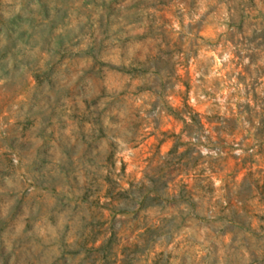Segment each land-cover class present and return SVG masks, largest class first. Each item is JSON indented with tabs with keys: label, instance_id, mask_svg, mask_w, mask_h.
<instances>
[{
	"label": "rangeland",
	"instance_id": "1",
	"mask_svg": "<svg viewBox=\"0 0 264 264\" xmlns=\"http://www.w3.org/2000/svg\"><path fill=\"white\" fill-rule=\"evenodd\" d=\"M0 264H264V0H0Z\"/></svg>",
	"mask_w": 264,
	"mask_h": 264
},
{
	"label": "trees",
	"instance_id": "2",
	"mask_svg": "<svg viewBox=\"0 0 264 264\" xmlns=\"http://www.w3.org/2000/svg\"><path fill=\"white\" fill-rule=\"evenodd\" d=\"M233 156V155H231ZM252 171L248 170L245 174H251Z\"/></svg>",
	"mask_w": 264,
	"mask_h": 264
}]
</instances>
